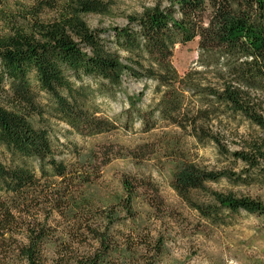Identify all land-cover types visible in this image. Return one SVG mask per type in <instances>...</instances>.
Segmentation results:
<instances>
[{"label": "trees", "instance_id": "trees-1", "mask_svg": "<svg viewBox=\"0 0 264 264\" xmlns=\"http://www.w3.org/2000/svg\"><path fill=\"white\" fill-rule=\"evenodd\" d=\"M10 1L0 0V145L37 161L39 174L0 161V264H159L164 255L163 234H154L134 206L141 197L150 215H164L156 188L123 176L120 191L97 198L90 190L98 176L93 154L80 166L59 161L47 129L31 122L45 113L36 90L49 95L58 120L92 136L116 128L91 105L95 91L114 96L124 76L154 81L155 107L140 113L128 96L125 113L136 111L147 129L157 113L242 163L236 172L181 158L170 179L176 194L212 224L240 210L264 218L262 201L207 185L264 181V0L159 1L126 15L122 26L98 29L83 15L107 13L105 0ZM45 12L53 16L44 18ZM195 38L203 70L181 75L173 47ZM85 77L98 81L96 89L78 84ZM221 113L241 115L259 136L230 151L212 129Z\"/></svg>", "mask_w": 264, "mask_h": 264}, {"label": "rangeland", "instance_id": "rangeland-1", "mask_svg": "<svg viewBox=\"0 0 264 264\" xmlns=\"http://www.w3.org/2000/svg\"><path fill=\"white\" fill-rule=\"evenodd\" d=\"M105 1L109 5L107 13L83 15L90 28L122 26L126 24L125 16L128 14L140 13L144 7L153 6L159 1L167 4L166 0ZM9 3L13 5V0ZM50 16H53L50 12L43 15L44 18ZM197 45L198 38H195L173 47L172 63L179 74L203 70L198 62ZM205 76L215 81L213 72L205 73ZM97 82L85 77L78 84H89L96 89ZM155 84L149 79L135 80L124 76L114 96L100 95L95 91L91 105L116 125L115 129L106 133L89 136L74 131L51 113L49 95L38 90L37 100L45 113L41 118L31 116L30 119L34 126L47 129L59 161L80 166L83 161H89L93 154L98 176L90 190L97 198L108 200L114 192L120 191L123 176L151 182L163 202L165 214L150 215L151 209L141 197L134 202V206L152 232L164 236L165 250L159 264H264L263 217L240 210L237 213H224L223 223L212 224L188 207L170 186L174 163L181 158L207 169L236 172L240 171L242 163L231 156L221 155L211 141L198 143L193 136L168 124L157 113L149 119L153 127L147 129L136 111L124 112L129 106L128 96L134 98L135 108L140 113L153 109L160 97V93L155 91ZM211 124L213 131L230 151L241 149L260 134L258 127L239 114L221 113ZM0 161L5 165L26 164L39 174L37 161L19 158L2 145ZM207 185L217 191H232L264 203V181L235 185L221 179ZM42 216L40 213V218Z\"/></svg>", "mask_w": 264, "mask_h": 264}]
</instances>
